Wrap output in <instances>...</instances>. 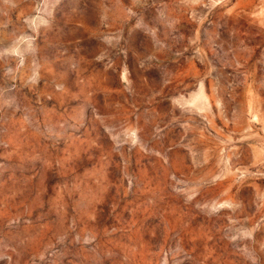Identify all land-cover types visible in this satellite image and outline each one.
<instances>
[{"label":"rangeland","instance_id":"obj_1","mask_svg":"<svg viewBox=\"0 0 264 264\" xmlns=\"http://www.w3.org/2000/svg\"><path fill=\"white\" fill-rule=\"evenodd\" d=\"M0 264H264V0H0Z\"/></svg>","mask_w":264,"mask_h":264}]
</instances>
